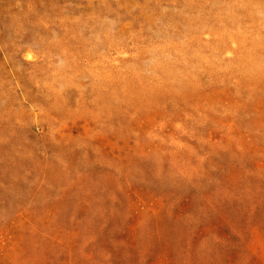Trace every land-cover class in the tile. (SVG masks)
I'll return each instance as SVG.
<instances>
[{
  "label": "rangeland",
  "instance_id": "rangeland-1",
  "mask_svg": "<svg viewBox=\"0 0 264 264\" xmlns=\"http://www.w3.org/2000/svg\"><path fill=\"white\" fill-rule=\"evenodd\" d=\"M0 264H264V0H0Z\"/></svg>",
  "mask_w": 264,
  "mask_h": 264
}]
</instances>
